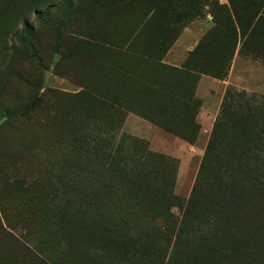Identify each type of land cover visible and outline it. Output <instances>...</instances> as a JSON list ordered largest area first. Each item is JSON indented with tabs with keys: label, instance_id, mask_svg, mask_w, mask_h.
I'll use <instances>...</instances> for the list:
<instances>
[{
	"label": "rangeland",
	"instance_id": "1",
	"mask_svg": "<svg viewBox=\"0 0 264 264\" xmlns=\"http://www.w3.org/2000/svg\"><path fill=\"white\" fill-rule=\"evenodd\" d=\"M263 32L264 0H0V264H264Z\"/></svg>",
	"mask_w": 264,
	"mask_h": 264
},
{
	"label": "trees",
	"instance_id": "2",
	"mask_svg": "<svg viewBox=\"0 0 264 264\" xmlns=\"http://www.w3.org/2000/svg\"><path fill=\"white\" fill-rule=\"evenodd\" d=\"M28 30H29V28H28V26L27 25H24V32H25V34H29V32H28ZM260 37H261V40H264V32L262 33V34H260L259 35ZM257 134V133H256ZM232 142V141H231ZM122 187H124V188H127L128 186H127V184L125 185V186H122ZM130 191V190H129ZM135 191V196L136 195H140L139 194V192H137L136 190H134ZM124 194L127 196V194H128V196L127 197H129V199H130V201H131V196H133L132 194H129V193H127V192H124ZM131 212H126V216L127 215H129ZM118 215H117V219H119V220H122V219H120L121 218V216H123L121 213H117ZM121 215V216H120ZM128 219H130L129 217H128Z\"/></svg>",
	"mask_w": 264,
	"mask_h": 264
},
{
	"label": "bare ground",
	"instance_id": "3",
	"mask_svg": "<svg viewBox=\"0 0 264 264\" xmlns=\"http://www.w3.org/2000/svg\"><path fill=\"white\" fill-rule=\"evenodd\" d=\"M227 229V228H226ZM238 245V244H237ZM214 251V250H213ZM213 256V255H212ZM250 257V256H249ZM188 258V257H187ZM206 264V263H205Z\"/></svg>",
	"mask_w": 264,
	"mask_h": 264
}]
</instances>
